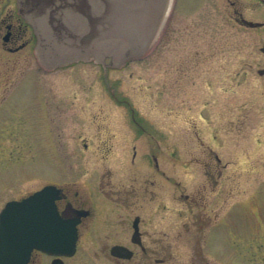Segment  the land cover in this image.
Wrapping results in <instances>:
<instances>
[{"label": "rangeland", "instance_id": "obj_1", "mask_svg": "<svg viewBox=\"0 0 264 264\" xmlns=\"http://www.w3.org/2000/svg\"><path fill=\"white\" fill-rule=\"evenodd\" d=\"M236 1L252 20L264 14L263 6V12L254 6L255 0ZM170 4L165 15L166 4L158 11L151 1V22L164 17V27L146 56H134L130 62L117 60L115 66H109L101 60L98 66L93 61H80L54 67L44 76L36 72L43 68L32 56L24 59L21 52L2 57L0 87L10 91L22 79L19 96L9 98V102L20 103V109H30L31 103L39 101L36 90L30 93L36 85V73L51 87L52 101H58L64 90L69 102L93 101L91 92L98 86L100 108L112 109L114 125L98 129L85 124L79 130L69 121L64 163L45 136L33 147L24 133H29L24 122L8 126L5 137L0 138V208L43 183L32 180V174L43 178L54 174L58 166L66 167L70 182H81L98 171L105 181L135 183L136 187L147 183L149 207L160 199L174 207L175 202L167 201L178 193L172 183L180 182L183 193L193 192L199 183L209 180L207 166L215 170L213 156L217 154L228 166L220 179L228 187L226 211L219 224L222 229L204 235L203 243L218 264H264V74H259L264 69L260 51L264 28H249L235 21L227 0H168L167 6ZM106 69L108 75L103 73ZM81 92L86 98L90 92L87 100L80 99ZM126 101L142 121L143 132L137 130L129 115L125 125L120 118L121 104ZM95 107L85 106L79 118L92 122ZM158 219H149L150 244L160 236L156 231ZM188 237L184 233L179 241L163 238L172 245L169 264L192 258ZM70 263L114 264L109 254L84 248L70 258ZM120 264H141L140 254Z\"/></svg>", "mask_w": 264, "mask_h": 264}, {"label": "flooded vegetation", "instance_id": "obj_2", "mask_svg": "<svg viewBox=\"0 0 264 264\" xmlns=\"http://www.w3.org/2000/svg\"><path fill=\"white\" fill-rule=\"evenodd\" d=\"M227 2L234 10L233 18L235 21L249 28H264V14L261 19L252 20L237 7L238 2L236 0H227ZM254 6L262 11L261 7H264V0H255ZM250 22L259 24L251 25ZM39 38L34 23L22 14L19 0H0V60L2 57H6L5 54L15 57L22 52L24 59L32 56L34 60L39 62L43 69L36 72L42 73L44 76L49 75L53 69L48 68L37 54ZM262 53L264 54V52ZM131 60L133 59L127 62ZM97 65L100 66V64ZM104 72L108 75V69ZM34 74L36 85H33L30 93L33 94L36 90V97L39 101L31 103L30 109H20V103L9 102V98L13 94L19 96L18 93L21 91L19 84L22 79L10 91H4L6 87H0V94H4L3 98L5 97L3 101L0 100V138L5 137V129L8 126L13 125L14 127L16 122L18 125L24 122L29 128V133L26 130L24 133L32 141L33 147H37V139L45 136L48 141L54 143L56 153L60 157L61 163H64L68 151L69 121L78 125L79 130L85 124L95 125V128L98 127V129L100 126L110 123L114 125L112 116L110 118L112 109L100 108L102 98L101 89L99 90L98 86L97 88L93 87L92 92L90 91L93 95V101L69 102L66 90L60 92L58 101H52L49 96L51 87L42 82L41 75ZM18 89L19 91H17ZM90 92L87 93L88 97ZM105 92L107 93V91ZM81 94L80 99H88L85 92H81ZM88 105H96V116L93 117L92 122H85L84 118H79V115L84 111L82 109ZM108 106L111 107V104ZM133 110L134 108L129 102H122L120 118L125 125L129 115L130 121L136 123L137 130L141 133L144 130L142 121H139L140 119L135 116L136 113ZM86 145L84 144L85 147H87ZM49 154H51V148ZM136 155L137 151L134 149L133 158ZM213 157L216 164L215 170L212 165H208L206 175L209 180L199 183L193 192L183 193L179 191L180 182L172 183L178 193L176 197L167 201L175 202L176 206L174 207H170L164 202V199H160L158 204H152L149 207L147 183H141L139 184L141 187H136L137 184L135 183L105 181V176L100 175L98 171H94L91 177H87L81 182H70V176L65 166L60 168L58 166L54 174H47L43 178H38L32 174V180H41L43 183L38 188L23 195L15 196L7 202L21 200L48 185L55 186L56 191L52 192L49 197H56L54 204L59 218L62 220L77 219L76 252L80 248H84L93 253L109 254L114 264L132 260L138 254L141 257V264H169L173 259L172 245L163 238L168 240L175 238L176 241H179L184 233L189 234L187 239L188 251L192 253V258L188 259V262L177 264H218L212 261L213 257L211 258L210 255L213 256V253L208 246L206 247L202 239L207 233L209 234L215 229L216 232L222 229L219 224L226 211L228 187L226 188V183L220 179L228 166L226 163H222V159L217 154ZM153 159L155 168L159 171L157 157L154 155ZM47 199L49 198H45V200ZM2 209L0 208V212ZM168 215L170 217L167 219L166 216ZM153 216L159 217L156 220V227H158L156 231L160 236L152 241L153 244H150L148 240L151 233L149 219ZM115 246H123L132 251L131 257L113 255L111 251ZM73 256L50 254L39 249H33L27 264H71L70 258Z\"/></svg>", "mask_w": 264, "mask_h": 264}, {"label": "water", "instance_id": "obj_3", "mask_svg": "<svg viewBox=\"0 0 264 264\" xmlns=\"http://www.w3.org/2000/svg\"><path fill=\"white\" fill-rule=\"evenodd\" d=\"M151 1L19 0V4L39 34L38 57L48 68H54L91 59L115 66L117 60L144 55L165 20L162 17L160 22H151ZM154 1L158 11L166 4V15L168 0ZM259 73L264 74V69ZM54 191L56 187L49 185L6 205L0 214V264H26L34 248L53 254H74L77 219L59 218L56 197H49ZM111 252L126 258L132 255L123 246H115Z\"/></svg>", "mask_w": 264, "mask_h": 264}]
</instances>
